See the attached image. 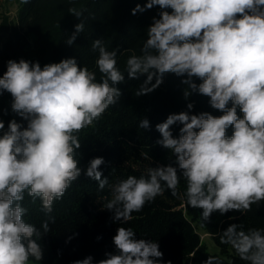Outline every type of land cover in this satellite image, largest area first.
<instances>
[{
  "label": "clouds",
  "instance_id": "obj_1",
  "mask_svg": "<svg viewBox=\"0 0 264 264\" xmlns=\"http://www.w3.org/2000/svg\"><path fill=\"white\" fill-rule=\"evenodd\" d=\"M154 6L162 9L160 18L148 28L142 54L126 62L129 79L147 77L136 95L151 93L164 74L174 73L186 76L182 82L189 90L209 97L211 107L223 114L181 112L157 124L162 137L157 143L173 152L176 166L150 167L146 176H128L112 186V198L103 207L114 213V220L126 222L165 187L176 195L183 177L187 204L202 209L204 220L215 211H251L264 201V0H147L132 14ZM70 11L80 19L66 41L72 45L84 22L82 12ZM92 49L99 53V81L75 58L43 67L9 60L0 77V94L10 93L12 110L27 121L25 128L10 121L0 135V264L42 260L39 240L50 224L45 221L37 228L25 221V193L39 198L44 212L51 213L54 201L82 174L76 133L121 96L116 85L125 74L117 67V50L108 51L100 39ZM176 123L182 125L178 137L170 130ZM149 126L147 119L140 123L141 128ZM4 128L0 121V130ZM102 164V157L93 158L83 170L100 189L108 183L99 170ZM220 239L248 264H264V229L245 231L232 224ZM113 243L117 254L106 253L98 264H160L163 257L157 242L136 239L131 228L119 227ZM74 264H92V257Z\"/></svg>",
  "mask_w": 264,
  "mask_h": 264
},
{
  "label": "trees",
  "instance_id": "obj_2",
  "mask_svg": "<svg viewBox=\"0 0 264 264\" xmlns=\"http://www.w3.org/2000/svg\"><path fill=\"white\" fill-rule=\"evenodd\" d=\"M16 1L14 19L0 13V77L6 72L9 60L38 62L43 67L75 58L78 65L95 72L99 81L101 74L96 66L99 53L92 49L96 39H100L108 51L117 50V67L125 74V80L116 85L121 91L117 103L92 125L76 133L81 143L76 158L82 174L62 198L54 201L51 213L44 212L39 198L25 193L21 202L26 209L25 221L37 228L45 221L50 224V230L39 240L43 258L32 260L30 264H74L89 256L92 264H98L107 258L106 253L117 254L113 237L121 226L131 228L136 239L157 242L163 253L160 264H248L230 244L221 243L220 238L232 224L245 231L264 229V201L252 205L251 211L225 214L215 211L204 220L202 209L187 204V182L181 177L176 195L165 187L162 195L146 203L141 211L133 212L126 222L114 220V213L103 207L112 198V186L128 176H146L150 167L176 166L173 152L157 143L162 138L156 130L157 124L164 122L170 114L181 112L223 114L211 107L209 97L189 90L182 82L186 76L174 73L164 74L163 82L151 93L136 95L147 77L140 75L138 79H129L126 62L130 56L142 54L147 30L154 18H160L162 9L154 6L133 15L132 9L137 4L144 7L147 0ZM71 9L83 13L84 30L69 45L66 41L75 25L80 23ZM152 82L155 83V78ZM192 82L201 83L197 78ZM185 92L189 95L185 96ZM12 102L10 93L3 91L0 94V121L5 125L0 135L8 131L12 120L20 123L22 128L27 127V121L12 110ZM189 104L193 105L191 109ZM143 119L149 121V128L140 127ZM181 127L179 123L170 127L174 137L179 136ZM232 131L229 127L227 135L231 136ZM97 157L104 159L99 170L108 180L103 189L83 174L89 162ZM198 228L210 236L218 253L208 252L197 233Z\"/></svg>",
  "mask_w": 264,
  "mask_h": 264
},
{
  "label": "rangeland",
  "instance_id": "obj_3",
  "mask_svg": "<svg viewBox=\"0 0 264 264\" xmlns=\"http://www.w3.org/2000/svg\"><path fill=\"white\" fill-rule=\"evenodd\" d=\"M4 7L6 8L5 12L9 13V17L12 19L16 16L17 2L13 0H4ZM5 14V13H3ZM197 233L201 239V241L206 245L208 252L210 253H218L217 247L213 244L210 236L206 234L201 228L197 229Z\"/></svg>",
  "mask_w": 264,
  "mask_h": 264
},
{
  "label": "crops",
  "instance_id": "obj_4",
  "mask_svg": "<svg viewBox=\"0 0 264 264\" xmlns=\"http://www.w3.org/2000/svg\"><path fill=\"white\" fill-rule=\"evenodd\" d=\"M13 1L17 2L16 0H13ZM5 10H6V8L4 7V0H0V13H2V14L5 13L8 15L9 13H6ZM16 11H17V9H16Z\"/></svg>",
  "mask_w": 264,
  "mask_h": 264
}]
</instances>
